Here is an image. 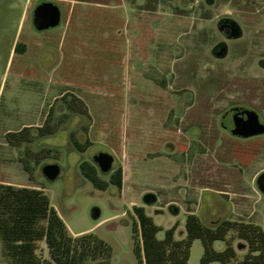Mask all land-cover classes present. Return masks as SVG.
Instances as JSON below:
<instances>
[{
  "label": "rangeland",
  "instance_id": "obj_1",
  "mask_svg": "<svg viewBox=\"0 0 264 264\" xmlns=\"http://www.w3.org/2000/svg\"><path fill=\"white\" fill-rule=\"evenodd\" d=\"M42 2L58 7L60 22L37 31L32 12ZM241 9L239 0H216L211 10L204 0H0V184L42 190L70 235L91 233L110 246L111 264H137L133 207H143L162 230L175 225L176 239L185 237L190 213L206 225L227 218L264 231V197L253 185L264 156L236 154L243 168H231L225 139L207 131L226 101L224 64L206 54L213 22L204 18L241 19ZM70 95L87 107L89 125L66 109L61 97ZM44 123L52 134L29 145L4 140ZM71 137L91 144L79 154ZM100 152L121 167L119 192L97 190L79 172L81 161L92 163ZM48 164L60 167L53 182L41 173ZM148 193L156 198L149 206ZM237 242L230 240L235 250ZM39 248L46 258L43 242ZM202 253L193 240L187 264H200ZM242 257L236 250L229 264ZM0 264H7L1 241Z\"/></svg>",
  "mask_w": 264,
  "mask_h": 264
},
{
  "label": "trees",
  "instance_id": "obj_2",
  "mask_svg": "<svg viewBox=\"0 0 264 264\" xmlns=\"http://www.w3.org/2000/svg\"><path fill=\"white\" fill-rule=\"evenodd\" d=\"M61 101L66 103L69 112L84 118L86 126L89 125L87 107L80 99L70 95L67 101L62 96ZM45 124L8 132L4 140L15 148L29 145L35 138L52 134ZM70 144L82 154L91 143L87 140L81 143L71 137ZM37 160L34 155L32 161L36 163ZM78 169L83 179L97 190L104 191L109 186L118 192L121 190L120 166L106 180L92 163L81 161ZM24 170L29 173L26 165ZM132 213L137 220L132 229L137 264H187L191 242L196 239L203 248L200 264H229L235 259L236 250L243 252L236 264H264V231L258 225L227 218L206 225L190 213L185 216V237L176 239L175 225L162 230L143 207H133ZM228 233L232 237L226 240ZM233 237L238 241L236 250L230 244ZM0 241L2 257L7 264H111L112 261L108 244L91 233L70 235L49 197L40 189L26 186L0 184ZM40 242L47 249L46 258L41 255ZM216 242H225V248L214 249Z\"/></svg>",
  "mask_w": 264,
  "mask_h": 264
},
{
  "label": "flooded vegetation",
  "instance_id": "obj_3",
  "mask_svg": "<svg viewBox=\"0 0 264 264\" xmlns=\"http://www.w3.org/2000/svg\"><path fill=\"white\" fill-rule=\"evenodd\" d=\"M204 1L209 10L214 9L216 0ZM239 3L243 8L241 12L247 14L241 19L229 14L204 18L213 22L206 31L211 39L206 54L208 61L216 66L220 62L224 64L221 91L226 101L216 115L212 111L207 131L213 139L220 136L225 139V161L230 165L234 160L236 163L230 167L238 170L243 168V164L236 154L245 155L248 152L254 157L264 156V0H239ZM253 131L260 132L243 135ZM110 157L112 163L106 173H101L92 161L107 179L119 166H113L114 157ZM253 185L258 195L264 197V168L256 173Z\"/></svg>",
  "mask_w": 264,
  "mask_h": 264
},
{
  "label": "water",
  "instance_id": "obj_4",
  "mask_svg": "<svg viewBox=\"0 0 264 264\" xmlns=\"http://www.w3.org/2000/svg\"><path fill=\"white\" fill-rule=\"evenodd\" d=\"M59 22L60 11L54 3L42 2L38 4L32 12V24L34 29L37 31L54 28L58 26ZM259 132L260 131H253L243 135L250 136L251 134H257ZM236 135L240 136V133H236ZM93 161L96 163V166L101 173H106L111 167L112 158L107 153H98L94 156ZM41 173L45 180L48 182H53L60 175V167L58 164H48L42 167ZM155 201L156 198L153 194L148 193L143 197V203L145 205H152ZM98 217L99 212L95 209L92 212V219L97 220Z\"/></svg>",
  "mask_w": 264,
  "mask_h": 264
}]
</instances>
